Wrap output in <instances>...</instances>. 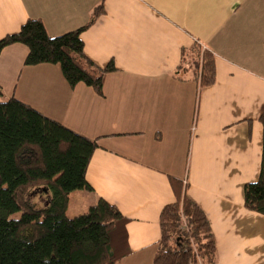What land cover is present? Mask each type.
<instances>
[{
    "label": "crops",
    "instance_id": "crops-1",
    "mask_svg": "<svg viewBox=\"0 0 264 264\" xmlns=\"http://www.w3.org/2000/svg\"><path fill=\"white\" fill-rule=\"evenodd\" d=\"M104 14L81 38L103 96L71 88L57 65L24 66L28 49L0 54V103L12 97L90 140L92 191L70 195L67 216L100 200L128 221L120 264H154L160 216L176 202L171 178L206 214L216 264H264V216L244 207V186L264 170V0H0V40L40 19L56 38ZM216 59L201 89L181 65L194 43Z\"/></svg>",
    "mask_w": 264,
    "mask_h": 264
},
{
    "label": "trees",
    "instance_id": "trees-1",
    "mask_svg": "<svg viewBox=\"0 0 264 264\" xmlns=\"http://www.w3.org/2000/svg\"><path fill=\"white\" fill-rule=\"evenodd\" d=\"M103 14L101 5L83 27L56 38L42 20L30 19L0 40V54L22 45L28 49L24 66H60L71 88L84 84L103 96L115 65L96 66L81 38ZM181 56L180 68L194 70L201 89L214 85L211 51L196 42ZM260 121L264 125V114ZM98 148V140L70 131L14 97L0 103V264H120L128 255V221L116 207L100 200L85 215L69 218L66 213L72 193L92 191L86 176ZM170 181L177 200L161 213L154 264H216L208 217L182 192V182ZM33 196L43 199V207L32 203ZM244 207L264 216V170L258 181L244 186ZM16 213L21 218L12 220Z\"/></svg>",
    "mask_w": 264,
    "mask_h": 264
},
{
    "label": "rangeland",
    "instance_id": "rangeland-1",
    "mask_svg": "<svg viewBox=\"0 0 264 264\" xmlns=\"http://www.w3.org/2000/svg\"><path fill=\"white\" fill-rule=\"evenodd\" d=\"M32 203L36 206H38L39 208L43 207L44 202L43 199H40L39 197L33 196L31 199ZM21 213H16L14 214L11 219L12 220H19L21 218Z\"/></svg>",
    "mask_w": 264,
    "mask_h": 264
}]
</instances>
